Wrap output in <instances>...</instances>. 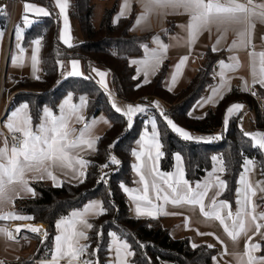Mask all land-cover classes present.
<instances>
[{
	"label": "trees",
	"instance_id": "1",
	"mask_svg": "<svg viewBox=\"0 0 264 264\" xmlns=\"http://www.w3.org/2000/svg\"><path fill=\"white\" fill-rule=\"evenodd\" d=\"M41 5L48 15L37 20L26 31L25 44L40 39L42 44L41 62L43 76L40 79H19L15 77L12 88L14 93L7 114L20 105L30 110L33 127L41 122L44 108L58 113L63 99L72 96L75 102L81 97L87 100L85 122L105 113L111 127L97 139L94 155L89 157L83 182L63 183L53 186L45 182L32 183L36 196L20 199L15 203V212L30 216L35 223H44L49 246L56 236V225L66 219L72 210L82 209L93 200H100L105 212L92 220V228L86 240L92 264H108L111 233L130 245L131 264H212L215 250L207 246L193 248L188 237H174L163 225H154L149 219L134 217L129 209L128 196L124 188L132 186V160L136 143L141 134L149 129V124L141 116L129 126L128 117L118 113L111 105V96L92 77L75 78L66 76L63 64L71 60L96 65L110 72L114 95L125 103H146L154 99L168 104L165 117L180 128L211 136L210 142L185 140L173 132L165 117L152 107L162 146L161 168L165 172L175 169V158L179 154L183 160L186 179L192 183L200 181L213 166V155H221L225 167L226 189L222 199L235 205L237 184L247 159H253L264 178V150L253 146V140L241 128L243 112L227 121L228 109L234 104H242L254 115L253 125L264 132V109L256 97L236 89L225 95L216 106L208 109L202 117H192L191 111L203 98L208 87L213 85V63L216 54L205 55L204 65L189 84L177 93L166 88V80L171 68L165 62L155 76L146 81L138 75L131 61L141 58L143 45H150L153 33L136 34L133 26L136 11L129 16L114 17L118 3L105 9L100 22H94L96 4L99 0H71L70 18L77 23L83 42L72 47L65 46L60 40V22L53 0H20ZM9 13L0 16V30H6ZM256 94L264 101V88L256 89ZM6 114V115H7ZM115 157L119 163L110 162ZM109 164L107 173L100 167ZM123 186V187H122ZM264 204V197L259 199ZM264 257V239L261 244Z\"/></svg>",
	"mask_w": 264,
	"mask_h": 264
},
{
	"label": "crops",
	"instance_id": "2",
	"mask_svg": "<svg viewBox=\"0 0 264 264\" xmlns=\"http://www.w3.org/2000/svg\"><path fill=\"white\" fill-rule=\"evenodd\" d=\"M112 1L113 0H99L100 4H107L108 6L112 3ZM125 3L128 5L127 9H124ZM238 3L244 4L242 1H239ZM53 4L57 9L59 17V35L61 42L67 47L81 44L83 42V34L79 26H77V23H75L69 15L71 0H59V3L57 0H53ZM12 5L13 0H0V7L5 8V14L9 13L8 28L6 30H0V33H2V36H0V82H3L4 84L2 91V106L4 104V108L1 107V115H3V117L0 126V148H3L5 146V141H7L9 149H11L13 143L4 138L2 132H12L6 127V121L9 117V114H7V103L14 95L12 88L15 85V82H13V79L17 77L19 79L28 78L35 80L40 79L43 76L41 40L35 39L25 44L24 36L26 31L29 29L28 27H31L37 20L48 15V10L41 5L19 1L16 7L14 20H12L10 17ZM61 6H63V11L61 10ZM247 8L249 9V13L253 10L257 13L256 16L249 15V18L255 23L254 29H250L247 24L239 23L224 25L213 24L210 26V30L202 31L195 41L189 44V34L186 30V26L189 24L190 15L186 13L184 9L156 7L148 17L146 23H142L138 26L134 23L133 32L136 34L153 33L150 45H147L148 49L158 50V44L156 42V39L158 38L162 44L167 45V51L157 68L153 70L149 67L147 69V75H145V72L141 69V65L136 63L147 59L145 49L143 56L132 60L131 64L136 69L138 75L143 76L146 81H150L163 63L167 61L170 62L171 68L166 80V88L173 93H177L182 88L186 87L196 72L203 67L204 61L200 58L201 55H218L217 60L219 61V64L217 67L213 68V85L206 89L203 98L196 104L190 114L192 117H202L206 114L208 109L216 106L218 102L232 90L236 89L239 92L249 93L250 89L256 90L261 87L259 83L254 84L253 82L254 79H259L261 65V57L259 56V53L264 52V22H261L258 15L260 12L264 11V0H258L256 3L247 6ZM105 9L106 7L104 6L103 12ZM133 11H136V22L137 18L143 14V7L140 0H120L114 20L117 21L119 18L127 17ZM45 12L47 15L44 14ZM19 23H21L20 27H18ZM17 30L20 31L17 32ZM240 31H247L250 33V36H245L244 43H240L239 41L237 33ZM37 40H39V44L36 43ZM217 41H219V43H217ZM234 41L236 42L235 47H233ZM184 57H187V60L184 61L183 65L180 67L179 73L177 74V65L180 64ZM231 57H236V59H230ZM72 61L78 62L75 69V71L79 73L78 75L68 74L73 70ZM221 61H223L225 65L238 64L239 67L234 71L225 69L224 76L222 78ZM63 68L66 76L81 78L84 77V75H88L92 77L105 91L110 94L111 100H114L116 105H119L120 102L126 104L127 106H140L145 109L144 112L133 113L132 117L141 116L143 113L148 111L145 106L140 105L141 102L132 104L125 103L120 101L114 95L111 75L108 70L93 64H89V66L85 68L83 62L79 60L65 62L63 64ZM253 68H255V77L253 75ZM99 73H105V75L101 77ZM174 76L175 81L173 82ZM246 86L248 87L247 91L245 90ZM68 97L63 99L60 103L58 113H55L50 109L57 117L60 116L61 106L64 105V101ZM154 101L160 104L165 112L168 110L169 107L166 102L160 99H154L151 102ZM72 103L79 105L80 100L75 102L72 97ZM24 105L25 104L20 105L15 110L21 109ZM86 109L87 100L86 105L82 109H78L76 115L82 114L85 118ZM64 111L65 113L69 112L67 106H64ZM27 112L30 116L29 107ZM241 112H243L242 120L248 122L247 127L250 129L248 130V133H264L262 130L254 127V115H252V112L248 111L244 106L239 110L233 109L231 114L227 112V121L233 116H238ZM121 113L123 114L124 112ZM43 120L44 111L41 122L37 125V127H33L31 121L28 127L33 132H37ZM93 120H95L96 123L92 126L90 136L88 137L94 141L93 147L89 149L86 145H83L78 149L72 150V156L74 158L79 156V158L87 162L83 169H81L79 165H76V171L69 168L52 167L51 171L55 175L56 180H53L51 177L43 174L42 172H28L26 174L28 187L31 188L32 191H26L24 187L18 183L9 185V192L12 196V200L11 202L0 204V216L7 217L9 213H12L16 216L30 217L23 214H17L15 212V203L17 200L31 199L36 196V191L32 185L34 182H45L58 187L63 183L77 184L85 178L89 157L94 155L96 152L97 139L112 125L105 113H100L91 119L87 124H90ZM152 120H155L154 116L147 120L149 129H146L141 134L135 146L132 160L134 183L132 186L126 187L129 189V191L126 192L127 196L130 195L132 198V200H130L131 207L129 205L131 214L134 217L149 219L154 225H163L165 228H168L171 233L174 231L176 233L175 237L177 238L188 237L193 248L207 246L215 250L212 264H238V260L241 256H243V259L247 261V256L243 255L246 249H248L250 245L258 244L260 246L262 240L264 239V227H261L259 231H256V229L252 226L251 220V216L255 215L257 217L256 223L264 224V220L259 219L261 215H264V204L259 203V199L264 197V178L262 177L256 162L253 159H247L253 161V164H243V170L239 176L237 184L235 205L232 206L228 201L221 198L226 189V182L224 180L225 167H220L219 165L217 170H215V159H213L212 169L206 173L202 180L194 183L186 179L182 158L179 161L175 158L174 171L165 172L162 170V146L159 134L156 137V141H153ZM243 121L241 122V128L243 127ZM249 122L251 123V126ZM84 125L85 119L83 122H76L75 116L71 117L69 121V128L75 130L73 138L79 135L80 131L84 128ZM156 131L158 132L157 126ZM189 133L194 138L190 139L191 141L202 142L198 140V138L202 137L204 134ZM258 138L259 137H257V139ZM156 142L160 145L158 151L161 155H159V157H157V148L155 147ZM149 156L151 159H149ZM214 156L215 155H213V158ZM218 161L220 162L219 159ZM150 168L155 169V172H150ZM80 170L85 173L83 177H80L79 175ZM180 172L183 173V179L187 180L193 188H195V185L198 183L202 186L207 185L208 192L204 200L207 211L211 210V201L214 198L217 205L226 201L231 206V212L234 216L235 213L243 206V194L245 187L248 186L249 203L247 205V211L249 216L247 227L251 230L247 233V237L241 234L234 242L225 232L223 225H221L219 221L209 220L204 217L199 211L198 206L193 208L190 205L173 204L171 202V196L166 202L163 199V196L165 195V192H170V190L167 189V186L159 179L158 174H169L170 178L168 176L165 178H168L169 183H172L179 178ZM141 174L144 175L149 185L146 195L148 199L152 200V205H149L147 200L137 199V197L145 195V183L141 181ZM242 176L243 181L241 180ZM154 178L156 179L157 187L164 189V191L160 193L161 199H156V188L152 187ZM220 181L224 182V187L220 186ZM201 190H203V188H201ZM238 192L240 193L239 196L237 195ZM238 200L240 201L239 204L237 203ZM94 203L102 204L100 200H93L87 203L82 209L72 210L66 219L61 220L64 221V223L59 221L57 224H60V227L58 228L56 225V236L52 244L49 246L46 243L48 232L44 223H35L31 219L19 220L6 218L0 220V261L7 262L9 264H48L52 257L57 254L56 237H61L62 243L63 237L70 234L73 227H75L77 231L83 230L88 238L92 227L90 229L83 228V226L78 222L80 217H73L72 213H83L88 205ZM138 206L145 212H153V215H138L136 211ZM227 211L228 209H225L224 213ZM100 215L101 214H98V209H91L83 216V218L92 225V220L98 218ZM226 222L229 223V226L231 227V221ZM175 224H177V227ZM17 228L20 229L19 232L16 231ZM31 228H36L39 231L33 232L30 230ZM7 233H11L12 238H9ZM248 237H250V239H248ZM86 240L87 239L79 238V244L86 245ZM124 244H127L128 247L125 248ZM46 250L51 253L50 258H45ZM260 251L261 246L259 250H253L250 254L255 258H261L263 256H261ZM129 252L132 253L130 245L127 242L120 240L116 235L115 237L111 236L108 264H131L132 254L129 255ZM57 264H67V259H58Z\"/></svg>",
	"mask_w": 264,
	"mask_h": 264
},
{
	"label": "snow or ice",
	"instance_id": "3",
	"mask_svg": "<svg viewBox=\"0 0 264 264\" xmlns=\"http://www.w3.org/2000/svg\"><path fill=\"white\" fill-rule=\"evenodd\" d=\"M57 2L59 3V0H57ZM248 2L251 4L252 0H248ZM140 3L143 7V14L137 18L135 22L137 26L142 23H146L148 17L156 7L184 9V11L190 15L189 24L186 26V30L189 34V44L194 42L195 39L202 33V31L210 30V26L213 24L224 25L239 23L247 24L250 29H254L255 23L249 18V15H257L254 10L249 13L247 6L242 3H238L237 0H223V2H221V0H140ZM127 7L128 5L125 3L124 9H127ZM61 10L63 11V6H61ZM44 14L47 15L46 12ZM258 15L261 22H264V11L260 12ZM237 35L240 43H244L245 36H250V33L247 31H240L237 33ZM0 36H2V33H0ZM156 42L158 44V50H149L147 45H143L147 54V59L136 62L141 65V69L145 72V75H147V69L149 67L154 70L159 66L164 54L167 51V45L162 44L158 38L156 39ZM36 43L39 44V40H37ZM217 43H219V41H217ZM235 46L236 42L234 41L233 47ZM259 56L261 57L259 79H254L253 83H259L261 88H264V52L259 53ZM230 59L235 60L236 57H231ZM186 60L187 57H184L180 64L177 65V74L180 71V67ZM77 64V61H72L73 70L68 73L69 75L79 74L75 71ZM220 64L222 69V78L224 76L225 69L234 71L239 67L238 64L225 65L223 61H221ZM99 75L103 77L105 73H99ZM253 75L254 77L256 75L255 68H253ZM174 81L175 76L173 77V82ZM245 90H248L247 86L245 87ZM252 94L255 95V92ZM85 105V97H81L80 104L76 105L72 103V97L69 96L64 101V105L61 106V114L59 117L54 115L51 110L46 108L44 110V120L40 124L37 132H33L28 127L31 117L28 115L27 105H24L21 109L13 110L9 113L8 120L6 121V127L13 133H20V136L17 137L13 135V145L11 149L8 148L7 141H5V146L0 148V204L11 202L12 200V196L9 192V185L18 183L22 185L26 191H32V189L28 187V180L26 177L28 172H42L43 174L51 177L53 180H56L55 175L51 171L52 167L69 168L73 171H76V165H79L80 168L83 169L87 162L79 158V156L74 158L72 156V150L78 149L83 145H86L89 149L93 147L94 141L88 137L90 136L92 126L96 123V121L93 120L90 124H85L79 135L75 138H73V133L75 130L69 128V121L72 116H75L76 122H83L85 119L84 116L82 114L76 115V113L78 109H82ZM64 106L68 107V113H65ZM113 107L116 108V111H121V109L116 107L114 103ZM241 108H243L242 104H234L228 109V113L231 114L233 109L239 110ZM144 111L145 109L140 106H128L125 114L128 116L129 126H131L132 114L135 112ZM165 119L171 130L180 135L183 139H194L189 132L179 128L172 120L167 119L166 117ZM151 123L153 125L152 138L153 141H156L158 132L156 131L155 120H152ZM245 135L251 137V139L254 141V147L264 150V133H245ZM257 137L259 138L257 139ZM155 147L157 148V157H159L161 154L158 151L160 147L158 142L155 143ZM149 159H151L150 156ZM176 159L178 161L181 159L179 154L176 155ZM213 159L216 158L214 157ZM110 162L113 164L119 163V161H117L114 156L110 157ZM245 164L251 165L253 164V161L246 160ZM102 167H108V165L105 164ZM149 171L154 173L155 169L150 168ZM79 175L80 177H83L85 175L84 171L80 170ZM158 176L163 184L167 186V189L170 190V192H165V195L163 196V199L166 202L171 196V202L173 204H185L190 205L193 208L198 206L199 211L204 217L209 220L219 221L220 224L223 225L225 232L234 242L241 234L247 237V233L251 230L249 227H247L249 216L247 211V205L249 203L248 186L245 187L243 194V206L233 216V213L231 212V206L226 201L217 205L214 198L211 201V210H206L204 200L208 192L207 185L202 186L198 183L195 185V188H193L187 180L183 179L182 172L179 173V178L172 183H169V179L165 178L166 176L170 178L169 174L159 173ZM241 180L243 181V176L241 177ZM141 181L145 183V195H141L137 197V199L147 200L148 204L152 205V200L148 199L146 195L149 185L142 174ZM81 182L83 181L81 180ZM220 186H225L223 181H220ZM152 187L156 188V199H161L160 193L164 191V189L157 187L155 178L153 179ZM201 188H203V190H201ZM124 191L128 192L129 189L124 188ZM237 195L239 196L240 193L238 192ZM237 203L239 204L240 201L238 200ZM91 209H98V214H103L105 212L102 204L94 203L88 205L83 213H72L73 217H80L78 222L83 226V228L90 229L92 227V225L83 218V216ZM225 209H228L226 213H224ZM136 211L138 215H153V212H145L139 206L137 207ZM6 218L19 220L31 219V217L16 216L12 213H9L7 217L0 216V220ZM259 219L264 220V215H261ZM251 220L252 226L256 229V231H259L261 227H264V224L256 223L257 217L255 215L251 216ZM226 221H231V227ZM61 223H64V221H61ZM57 227L59 228L60 224H57ZM30 230L33 232L39 231L36 228H31ZM16 231L19 232L20 229L17 228ZM7 235L9 238H12L11 233H7ZM111 235L115 237L116 234L111 233ZM79 238L87 239V236L83 230L77 231L75 227H73V230L70 234L63 237L62 243L61 237H56L57 254L52 257L48 264H57L58 259H67V264H74V262L79 259V257L86 251L88 247L87 245H80ZM248 239H250V237H248ZM124 247L127 248L128 245L124 244ZM259 249L260 246L258 244L250 245V247L246 249L245 253L243 254L247 256V261H245L243 256H241L238 260V264H264V257L255 258L250 254L251 251ZM128 254L131 255L132 253L129 252ZM82 264H92V262L83 261Z\"/></svg>",
	"mask_w": 264,
	"mask_h": 264
},
{
	"label": "built area",
	"instance_id": "4",
	"mask_svg": "<svg viewBox=\"0 0 264 264\" xmlns=\"http://www.w3.org/2000/svg\"><path fill=\"white\" fill-rule=\"evenodd\" d=\"M19 1H20V0H13L12 12H11V15H10V17H11L12 20H14V17H15V13H14V12L16 11V7H17V4H18ZM239 1H242V2H243L244 4H246L247 6H250V5L254 4V3H256L258 0H252V3H251V4H249L248 0H237V2H239ZM221 2H223V0H221ZM4 14H5V8H4V7H0V16H3ZM200 58H201L202 60H204V59H205V54L201 55ZM218 64H219V61L216 60V61L213 63L212 69L215 68V67H217ZM1 84H2V85H1V88H0V90H1V91H0V126H1L2 117H3V115H1V107H2V98H3V93H2V91H3V87H4L3 82H1ZM253 92H255V95L252 94ZM249 93H250L251 95H253V96L256 97V101H257L259 107H260L261 109H264V101H263L261 98H259V97L257 96V94H256V90H255V89H250V92H249ZM10 101H11V100H10ZM10 101H8V103H7V109H8V106H9ZM153 116H154V111L149 110V111L143 113V114L141 115V118H142L143 120H146V121H147L149 118H151V117H153ZM136 118H137V116L132 117V122H131V123H133V122L135 121ZM2 134H3V137L6 138L7 140H9L11 143H13V135H15V136H17V137L20 136V133H13V132H2ZM106 164L108 165V167H102L103 165L100 167V169H101V171H102L103 173H107L108 170H109V164H108V163H106ZM104 165H105V164H104ZM50 255H51V253H50L48 250H46V252H45V258H50ZM83 261H89V262H91V261H90V258H89V254H88V249H86V251H85V252L79 257L78 260H76V261L74 262V264H82ZM0 264H9V263L4 262V261H0ZM14 264H20V263H14Z\"/></svg>",
	"mask_w": 264,
	"mask_h": 264
},
{
	"label": "rangeland",
	"instance_id": "5",
	"mask_svg": "<svg viewBox=\"0 0 264 264\" xmlns=\"http://www.w3.org/2000/svg\"><path fill=\"white\" fill-rule=\"evenodd\" d=\"M115 2H117L118 3V7H119V2H120V0H113L112 1V3L108 6L107 4H105V5H102V4H100V3H97L96 4V9H95V16H94V22L96 23V24H98L100 21V16H101V14L103 13V10H104V6L106 7V9L107 8H109V7H111ZM16 12V11H15ZM14 12V13H15ZM21 26V23H19L18 24V27H20ZM78 26V25H77ZM28 28H30V27H28ZM20 30H17V32H19ZM15 53V52H14ZM61 64H64V62L63 63H61ZM88 75H84V77L83 78H85V77H87ZM1 82H0V88H1ZM1 91V90H0ZM6 99V98H5ZM5 99H4V101H5ZM112 102H111V105H112V107H113V103L115 104V101L114 100H111ZM118 103V102H117ZM116 105V104H115ZM141 106H145V108H147V107H152V108H155L158 112H159V114L161 115V116H163V117H165V111H164V109L161 107V105L160 104H158L156 101H154V102H152L150 105H148V104H146V103H141L140 104ZM118 108H120L121 109V111H117L118 113H121V112H124L125 113V111H126V109H127V105L126 104H124V103H120L119 102V105H116ZM3 108H4V104H3V106H2ZM115 110H116V108L115 107H113ZM46 108H44V110H45ZM47 109H49V108H47ZM43 110V111H44ZM50 110V109H49ZM123 113V115H125ZM122 114V113H121ZM253 115V114H252ZM43 116V115H42ZM88 122H85V124H87ZM247 123L248 122H246V121H243V129H244V131H245V133H248V130H250V129H248V127H247ZM249 124H250V126H251V123L249 122ZM250 134H252L251 132H249ZM198 140H200V141H202V142H210L212 139H211V136L210 135H203L202 137H199L198 138ZM216 159H215V166H214V169L215 170H217V168L219 167V165H220V167H222V166H224L223 165V160H222V158H221V155L220 154H218V153H216L215 154V156H214ZM218 159L220 160V162L218 161ZM130 200H132V198H131V196L130 195H128V203H129V205H130ZM130 207H131V205H130ZM176 225V227H177V224H175ZM175 232L173 231L172 232V235L175 237ZM163 264H173L172 262H169V261H165V262H163Z\"/></svg>",
	"mask_w": 264,
	"mask_h": 264
}]
</instances>
